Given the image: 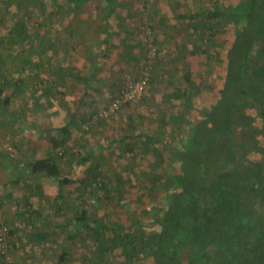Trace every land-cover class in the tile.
<instances>
[{
  "label": "rangeland",
  "instance_id": "obj_1",
  "mask_svg": "<svg viewBox=\"0 0 264 264\" xmlns=\"http://www.w3.org/2000/svg\"><path fill=\"white\" fill-rule=\"evenodd\" d=\"M115 1L117 6L112 13L107 0H87L79 8L69 0H0V26L11 24L12 20L25 19L21 24L26 23L43 31L47 26H66L74 22L79 28L85 26V36H97L98 41L93 42L99 48L104 44L99 36L104 26L109 24L113 47L111 59L121 53L125 35L139 42L138 62L133 67L118 65L114 68V82L110 85L105 82L104 85L108 91L107 98H90L93 99L91 115L83 122L81 120L78 130H75L76 136L80 138L74 137L76 142L66 153L62 149L63 155L73 159L97 150L78 174H71L72 181L66 187L64 197H56V185L51 182H44L48 185L47 191L36 188L38 192L30 193L33 190L31 186L36 187L33 185L34 179L43 181L39 174L35 175L36 178L28 177L33 181L22 188L21 196L17 199L7 200V204H4L0 197L1 221L9 226L13 239L11 264H85L97 245L87 230L78 231L67 224L78 208L85 207L93 217L108 221L125 223L130 219H141L151 224L153 217L150 210L156 207V212L160 213L166 195V176L174 171L169 163L170 149L158 141L152 144H148V141L146 144L140 135H158L161 140L171 138L181 145L186 132L175 129L171 124L166 129L164 122L169 114L185 111L180 100L170 97V93L188 87L184 76L188 69L196 81L209 83L194 97L198 108L207 106L219 97L226 74L227 51L234 39L233 23L218 22L210 30L209 25L179 18L176 14L217 3H235L237 0ZM150 43L157 47L158 53L151 81L142 98L123 106L112 116L99 117L89 123L90 116L107 104L117 88L119 90L126 73L134 76L142 73ZM84 44L86 48L93 46V43ZM198 46L209 47L210 57L204 52L200 53ZM208 67L211 68V74L207 72ZM196 114L201 116L200 112ZM123 138L124 141H118ZM261 139L264 143L263 136ZM13 151V145L7 146V154ZM161 154L162 157H159ZM250 156L257 155L253 153ZM89 168H98L102 175L93 180ZM103 181L110 191L100 188ZM27 194L30 195L29 200L26 199ZM146 227L145 224L136 225L134 231L140 233ZM36 232L45 233V238L36 239ZM102 234L104 239L113 237L110 232ZM187 254L188 246H185L184 261L187 260ZM63 255L65 260L61 261ZM110 257L112 259L108 264H124V256L119 248ZM0 264H7L1 253Z\"/></svg>",
  "mask_w": 264,
  "mask_h": 264
},
{
  "label": "trees",
  "instance_id": "obj_2",
  "mask_svg": "<svg viewBox=\"0 0 264 264\" xmlns=\"http://www.w3.org/2000/svg\"><path fill=\"white\" fill-rule=\"evenodd\" d=\"M69 1L79 8L87 0ZM107 1L115 11L116 1ZM176 15L209 25L210 30L218 22L233 23L234 39L227 51L219 97L198 108L194 97L209 83H199L191 70L186 71L188 87L170 93L185 111L171 112L164 122L166 129L171 124L186 132L181 145L171 138L140 135L146 144L158 141L170 149L174 172L166 176L163 208L160 213L151 208V224L141 219L108 221L93 217L85 207L78 208L67 224L78 231L87 230L97 245L85 264H108L117 248L124 264H264V0L217 3ZM198 50L211 55L209 47ZM207 72L211 74L210 67ZM68 125L55 129L66 132ZM58 142L56 136L51 137L54 146ZM96 153L92 150L82 156L80 164ZM253 153L257 155L254 158L250 156ZM31 170L58 178L62 187L72 181V176H61L60 163L53 156L34 160ZM89 171L93 180L102 175L98 168ZM100 188L110 191L104 181ZM143 224L147 229L136 233L134 227ZM104 232L113 237L104 239ZM45 236L36 235L38 239Z\"/></svg>",
  "mask_w": 264,
  "mask_h": 264
},
{
  "label": "crops",
  "instance_id": "obj_3",
  "mask_svg": "<svg viewBox=\"0 0 264 264\" xmlns=\"http://www.w3.org/2000/svg\"><path fill=\"white\" fill-rule=\"evenodd\" d=\"M21 22L25 19L0 26V84H3L0 93V197L4 204L20 197L22 188L31 185L33 179L30 178L38 174L43 181L34 179L36 187L31 186L30 193L38 192L37 189L47 191L48 185L44 182H51L56 185V197H64L70 182L62 187L58 178L43 171L33 172L31 163L53 156L60 163L61 176L78 174L85 165L80 164L81 157L73 159L63 154L75 144V130L81 120L91 115L93 99L90 98L106 99L108 91L104 85L114 82V68L118 65L133 67L139 55V42L125 35L121 53L111 59L109 24L99 36L103 47L97 48L93 42L98 41L97 36H85L83 25L79 28L74 22L66 26L54 24L42 31ZM84 43H93V46L86 48ZM117 91L118 88L114 94ZM66 123H69L66 132L55 129ZM52 136L57 137L58 145L51 143ZM10 144L14 151L7 154Z\"/></svg>",
  "mask_w": 264,
  "mask_h": 264
},
{
  "label": "built area",
  "instance_id": "obj_4",
  "mask_svg": "<svg viewBox=\"0 0 264 264\" xmlns=\"http://www.w3.org/2000/svg\"><path fill=\"white\" fill-rule=\"evenodd\" d=\"M157 53V47L150 43L147 60L142 73L139 76H134L131 73H126L123 76L122 84L120 85L119 90L112 96V98L107 102L105 106H103L97 113L92 116L89 123L99 117L107 118L109 116H112L123 106L142 98L151 81ZM12 246L13 239L10 228L7 224L1 221L0 216V253L6 259L7 264H11L10 250Z\"/></svg>",
  "mask_w": 264,
  "mask_h": 264
}]
</instances>
